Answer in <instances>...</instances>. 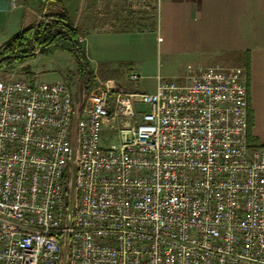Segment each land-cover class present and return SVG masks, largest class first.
<instances>
[{
    "label": "built area",
    "instance_id": "built-area-1",
    "mask_svg": "<svg viewBox=\"0 0 264 264\" xmlns=\"http://www.w3.org/2000/svg\"><path fill=\"white\" fill-rule=\"evenodd\" d=\"M248 109L245 66L101 81L78 104L63 82L0 76V264H264Z\"/></svg>",
    "mask_w": 264,
    "mask_h": 264
},
{
    "label": "crops",
    "instance_id": "crops-1",
    "mask_svg": "<svg viewBox=\"0 0 264 264\" xmlns=\"http://www.w3.org/2000/svg\"><path fill=\"white\" fill-rule=\"evenodd\" d=\"M58 1L74 26L88 28L83 19L87 0ZM151 1L157 7L156 30L122 28L96 32L94 47L85 49L88 62L103 68L114 63L136 68L140 78L154 81L152 88H139L136 84L137 90L154 91L157 76L181 81L190 68L222 64H214L216 60L231 62L226 66H242L248 57L251 130L264 141V0ZM19 6L25 8L22 28L39 20L44 7L42 0H0V35L7 31ZM67 59L75 60L71 54ZM157 61L160 63L155 68ZM35 76L37 79H30L31 82H42ZM107 80L114 79L104 81Z\"/></svg>",
    "mask_w": 264,
    "mask_h": 264
},
{
    "label": "rangeland",
    "instance_id": "rangeland-1",
    "mask_svg": "<svg viewBox=\"0 0 264 264\" xmlns=\"http://www.w3.org/2000/svg\"><path fill=\"white\" fill-rule=\"evenodd\" d=\"M151 0H87L85 5L86 13L83 16L88 23V28L84 30V33L80 38L83 39L82 43L84 49L90 45L94 47L96 38L94 35L96 32H106L116 29H122L127 26V22H130L132 17L129 11L136 12L141 10H147L146 14L143 16H150L152 13V1ZM149 3V4H148ZM35 22H38L36 20ZM132 28V27H130ZM98 41V40H97ZM6 42H0V49ZM108 48L111 49V44L108 43ZM61 56H65L64 58ZM67 52L63 50H58L49 54H42L40 48L34 50V57L30 60L24 62H15L13 68L2 69L0 68V76L3 78H23L31 81L30 79H39L45 82L60 81L65 83L71 92L74 94L76 91L77 84H80V95L88 93L92 88L100 84L101 81L107 78H113L120 87L125 91L137 90L136 84L139 88L147 87L152 88L154 81L152 78L145 79L140 78L138 81L130 80L129 75L131 71L137 73L136 68H131L128 66H119L117 63L111 64L109 67H101L95 63L90 64L89 68L86 70L85 74H82L78 67V62L71 60L69 62L67 59ZM160 61V60H159ZM156 62V67L160 63ZM221 65H226V63H231L224 60H216L214 64L221 63ZM225 62V63H224ZM224 63V64H223ZM205 67L214 66L204 64ZM115 69V70H114ZM165 79H174L172 76H163ZM116 131L105 130L103 132L104 144L118 143L119 137Z\"/></svg>",
    "mask_w": 264,
    "mask_h": 264
},
{
    "label": "trees",
    "instance_id": "trees-1",
    "mask_svg": "<svg viewBox=\"0 0 264 264\" xmlns=\"http://www.w3.org/2000/svg\"><path fill=\"white\" fill-rule=\"evenodd\" d=\"M43 10L38 22H33L22 28L21 32L7 41L0 49V68L11 69L15 62H24L34 57V50L40 48L42 54L53 53L58 50L73 55L79 70L85 74L88 70L89 62L86 58L85 49L81 35L85 27L82 25L74 26L69 14L58 0H42ZM86 9L83 10L85 16ZM147 10L136 12L129 11L132 19L127 22L126 29L137 31H154L157 28V7L152 5L150 16H143ZM84 18V17H83ZM132 27V28H130ZM249 58L242 66H245L249 73ZM250 108L248 109V145L250 149H258L264 146V141H260L253 135Z\"/></svg>",
    "mask_w": 264,
    "mask_h": 264
},
{
    "label": "water",
    "instance_id": "water-1",
    "mask_svg": "<svg viewBox=\"0 0 264 264\" xmlns=\"http://www.w3.org/2000/svg\"><path fill=\"white\" fill-rule=\"evenodd\" d=\"M25 8L23 6H19L13 13L11 18L10 25L7 31L0 35V42H7L12 37L17 35L22 30V17L24 14ZM80 84H77L76 91H75V102L76 104L79 103L80 100ZM72 160L74 159V151L72 152L71 156ZM75 187H76V166L75 163L72 162L71 165V182H70V190H69V208L72 210L75 205ZM67 248V246H66ZM64 264H68L65 260Z\"/></svg>",
    "mask_w": 264,
    "mask_h": 264
}]
</instances>
